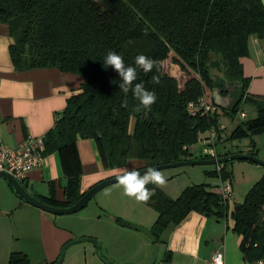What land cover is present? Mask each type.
<instances>
[{
	"label": "trees",
	"instance_id": "trees-1",
	"mask_svg": "<svg viewBox=\"0 0 264 264\" xmlns=\"http://www.w3.org/2000/svg\"><path fill=\"white\" fill-rule=\"evenodd\" d=\"M0 23L9 26L13 42L8 52L16 71L55 68L82 79L80 92L66 100L54 127L45 134L43 157L57 152L66 166L76 159L77 138L92 139L108 170L123 167L129 160L152 167L206 159L193 157L188 148L197 143L199 133L218 127L217 115L191 116L188 103L226 81L245 88L240 59L247 56V39L256 35L264 46L261 0H0ZM109 51L121 55L129 66H135L141 54L157 61L158 71L144 73L137 68L136 82H143L157 97L150 111H134L138 101L131 91L120 90L118 74L105 64ZM170 54L172 63L188 76L182 89L163 72L162 63ZM153 76H159V83L153 82ZM250 103L256 119L237 126L225 141L264 132V100ZM217 154L231 155L218 150ZM249 154L256 156L254 150ZM230 163L216 165L205 174L230 183ZM51 187L48 199L36 196L50 206L69 207L82 196L78 172L69 174L65 202L53 200ZM148 187L156 193L146 203L157 213L149 230L152 244L159 245L163 232L191 212L216 219L228 213V204L208 185L185 187L175 199L154 185ZM230 217L233 232L242 237L243 260L264 258V174L243 202L233 205ZM7 264L30 263L22 252H12Z\"/></svg>",
	"mask_w": 264,
	"mask_h": 264
},
{
	"label": "crops",
	"instance_id": "crops-1",
	"mask_svg": "<svg viewBox=\"0 0 264 264\" xmlns=\"http://www.w3.org/2000/svg\"><path fill=\"white\" fill-rule=\"evenodd\" d=\"M12 42L9 26L0 23V141L9 147H16L28 137L44 138L64 110L66 100L80 92L82 79L78 75L64 73L55 68L16 71L8 52ZM240 65L242 76L247 81L246 87H243L242 100L253 109L254 114V117L245 121L248 122L257 117L250 100H264V46L256 35L248 37L247 56L240 59ZM204 94L212 102L210 91ZM239 116L244 119L247 115L240 112ZM245 122L236 124L229 131L224 124H219L224 125L225 129L219 133L218 143L227 142L225 140L228 135ZM206 131L208 132L209 129ZM207 132L203 136L202 132L199 133L197 143L188 148L193 157H200L198 156L200 151L193 153L192 150L197 145L201 150L202 139ZM224 134L227 136L225 137ZM259 135L231 142L242 143V148L248 146L247 152L238 148L229 152L249 154L254 150L257 156L255 138ZM75 147L76 159L73 163L64 166L59 153L49 154L43 159L39 168L27 174L23 186L28 190L32 189L35 196L48 199L52 185L53 200L63 203L64 189L71 173H79V193L82 195L100 181L116 176L117 169L138 170L145 167L143 161L129 160L123 167L108 170L101 163L94 140L77 138ZM235 164L240 163L232 161L229 164L231 171L234 172L237 167H241L244 174L247 172L253 174L252 177L250 176L251 184L248 190L264 174V168L254 163ZM169 182L171 181L159 189L168 197L175 199L182 190L174 194ZM234 182L232 178L229 183L233 189L234 200L231 199L228 203L227 215L216 219L195 212L189 213L179 224L163 232L158 250L159 254L161 248L162 254L159 262L157 255L155 264H208L213 252L218 249L223 251L225 264L245 263L239 250L242 237L233 232L230 213L234 204L243 202L248 190L238 191L237 194ZM220 185L221 182L212 191L219 193ZM96 195L79 212L67 216H55L23 202L11 185L0 178V258L6 255L8 260L12 252H22L30 264H51L56 261L61 248L68 241L94 238L101 250L108 251L113 248L112 246L125 247L134 243L135 251L128 256V264H147L152 252V241L132 227L138 226L149 231L157 218V213L148 205L124 196L123 191H120L119 195L116 194L115 208L99 202ZM116 218L132 226L121 225L116 222ZM16 245L20 247L15 248ZM113 253L116 255L117 251Z\"/></svg>",
	"mask_w": 264,
	"mask_h": 264
},
{
	"label": "rangeland",
	"instance_id": "rangeland-1",
	"mask_svg": "<svg viewBox=\"0 0 264 264\" xmlns=\"http://www.w3.org/2000/svg\"><path fill=\"white\" fill-rule=\"evenodd\" d=\"M172 57L173 55L170 54L169 58L162 63L163 72L175 78L178 81L179 88L182 89L184 82L188 79V76L185 73H183L177 65L172 63L171 61ZM207 91H209V89H205V92ZM224 111L225 110L217 108L215 115H217V119H218L217 123L220 122L218 124H224L227 127L226 128L227 131L232 129L236 124L240 122H245L250 118L254 117V114L252 113L253 109L249 107V105L245 102V100H242L238 104V106L234 109V111H227L229 115L227 113H224ZM240 112H244L247 115L246 118L244 119L241 118L239 116ZM206 132L207 131L202 132L201 135L202 136L205 135ZM224 136L226 137L227 134H224ZM255 140H256L255 147L257 150V157L258 159L264 162V134L257 136ZM241 144L222 142L217 145V150L220 154H224L229 151H235L237 150V148L244 152H247V149L249 147L247 146L242 148ZM199 151H200L199 145H197V147L192 150L193 153H198ZM248 162L249 161H243V160L233 161V163H240L235 165H242V163H246L244 165H252L251 163L248 164ZM215 167L216 165H190V166H181L176 168H168L159 171L163 172L164 176L167 179V182L171 181L169 182L170 183L169 185L173 187V191L175 194L178 192V190H183L185 187L191 185L204 184L210 186L212 189L216 188L220 183L219 178L212 174H207V175L205 174L206 172L212 173L215 170ZM243 172L244 171L241 169V167H237L234 170V172L232 171L233 182L235 181L233 184L236 193L238 191L246 192V190H248L247 188H249L251 184L249 181H250V176L252 177L253 174L251 172H247V174H244ZM120 191H123V188L119 186L118 183H115L100 190L97 193L96 198L102 204H105L108 207L115 208L117 206L116 194L118 193L119 195ZM237 194H236V198H237ZM232 200H234V196L232 197ZM20 245H16L15 248L20 247ZM112 247L113 248L112 249L110 248V250L108 251L104 249L97 250L92 243H88V242L73 244L65 251L64 258L61 264H109V263L128 264L129 263L128 256L135 251L134 243L125 247H120V246H112ZM114 251H117L116 255H114L113 253ZM161 254H162V249L160 248L157 262H159L161 258ZM5 256L6 255H3L2 258H0V264H7L8 260H6ZM101 256H104L105 258L102 259Z\"/></svg>",
	"mask_w": 264,
	"mask_h": 264
},
{
	"label": "water",
	"instance_id": "water-1",
	"mask_svg": "<svg viewBox=\"0 0 264 264\" xmlns=\"http://www.w3.org/2000/svg\"><path fill=\"white\" fill-rule=\"evenodd\" d=\"M261 3L264 7V0H261ZM225 83L227 84L228 82L226 81ZM210 93H211V100L215 107L225 111H233L243 98L244 88L242 85L236 84V86H234L233 88L227 89L226 95H222L221 90L219 88H212L210 90ZM238 160L249 161L264 168V162L258 159L257 156L249 155V154H241V153L231 154L226 157L218 156L212 159H190V160L178 161L170 164L156 165V166H152L151 168H155L157 170H163L168 168H176V167L190 166V165H222L225 163L238 161ZM147 168L149 167H143L141 169H138V171H140L141 174H143V172ZM0 178L5 180L7 183L11 185L13 190L17 193V195L21 198L23 202L55 216H67L79 212L88 204V202L100 190H102L103 188L109 185L117 183L116 176L110 177L108 179L100 181L99 183L95 184L90 189H88L72 206L56 207L45 204L43 201L39 200L33 193L32 189L30 190L26 189L21 183H19L16 179L8 175L7 173L0 172ZM132 228L146 235L151 241L153 240L152 235L148 230L138 226H133ZM83 242L92 243L97 250H100V245L97 242V240L94 238L74 239L63 245V247L60 250L58 258L56 259L55 262L51 264H61L64 258L65 251L71 245L77 243H83ZM158 250H159V245L153 244L151 256L147 264H155L158 255ZM101 258L103 259V256H101Z\"/></svg>",
	"mask_w": 264,
	"mask_h": 264
},
{
	"label": "clouds",
	"instance_id": "clouds-1",
	"mask_svg": "<svg viewBox=\"0 0 264 264\" xmlns=\"http://www.w3.org/2000/svg\"><path fill=\"white\" fill-rule=\"evenodd\" d=\"M147 35V32H145ZM105 64L115 71L119 79L122 81L119 88L125 94L131 91L134 98L138 101L134 111L141 110L148 112L151 106L156 102L157 97L154 91H149L143 82L138 80L137 68L144 73H150L154 68L158 71L157 61L141 54L135 58V66L126 65L121 55L114 51H109L105 57ZM154 83H159V76H153ZM116 180L119 186L123 188V195L134 199L138 203H148L156 194L155 188L150 189L148 185H154L157 188H163L167 184V179L163 172L155 168H147L141 174L135 168H120L116 170ZM256 264H264V260L256 262Z\"/></svg>",
	"mask_w": 264,
	"mask_h": 264
},
{
	"label": "built area",
	"instance_id": "built-area-1",
	"mask_svg": "<svg viewBox=\"0 0 264 264\" xmlns=\"http://www.w3.org/2000/svg\"><path fill=\"white\" fill-rule=\"evenodd\" d=\"M187 109L191 116L209 118L215 115L217 107L204 94L196 102L188 103ZM224 129V125L219 124L216 129H209L207 135L202 139V147L198 156L206 159L218 157V137ZM44 150V141L41 137H28L16 147H9L0 141V172L7 173L22 184L30 171L41 166L44 159L42 155ZM219 194L225 203L230 202L233 197V189L229 182L221 183ZM261 260H264V258L254 262H245L244 264H256ZM208 264H225L223 251L221 249L215 250Z\"/></svg>",
	"mask_w": 264,
	"mask_h": 264
},
{
	"label": "flooded vegetation",
	"instance_id": "flooded-vegetation-1",
	"mask_svg": "<svg viewBox=\"0 0 264 264\" xmlns=\"http://www.w3.org/2000/svg\"><path fill=\"white\" fill-rule=\"evenodd\" d=\"M234 86H236V84H230V83H225L223 84V87L219 88L221 90V94L222 95H226V91L228 88H233Z\"/></svg>",
	"mask_w": 264,
	"mask_h": 264
}]
</instances>
